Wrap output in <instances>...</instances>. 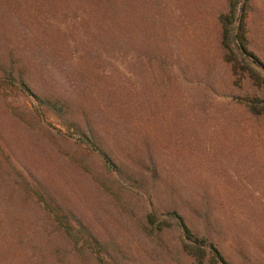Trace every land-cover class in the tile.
<instances>
[{"label":"rangeland","instance_id":"1","mask_svg":"<svg viewBox=\"0 0 264 264\" xmlns=\"http://www.w3.org/2000/svg\"><path fill=\"white\" fill-rule=\"evenodd\" d=\"M229 2L0 0V66L61 105L41 114L0 87V264H96L24 179L112 264H199L171 211L228 264H264V84L245 71L264 78V0H235L230 35L241 26L257 64L237 74L219 45Z\"/></svg>","mask_w":264,"mask_h":264},{"label":"trees","instance_id":"2","mask_svg":"<svg viewBox=\"0 0 264 264\" xmlns=\"http://www.w3.org/2000/svg\"><path fill=\"white\" fill-rule=\"evenodd\" d=\"M234 10L235 0H230L228 4V12L219 16L221 28L219 45L223 51L224 60L228 62L233 74H237V67L238 70L243 69L238 66V64H247L245 57L254 65L256 62L245 48L244 36L241 26L237 28V31L234 32L232 37L230 35V26L234 21ZM245 71H248L250 74L251 72L255 73V76L261 79L264 84V78H262L263 76L254 72L250 65L247 64ZM0 87H2L4 90L14 92L15 95L31 98L35 101L36 109L39 110L41 114H43V112L46 110H50L54 115L60 114L61 112L59 100L45 99L33 94L26 83L19 76L12 75L11 68L5 69L0 66ZM257 103L258 101L254 100L253 98L246 101V106L251 113L258 114L261 111L260 108H262L264 104H261L262 106H258ZM36 109L35 112H37ZM67 133H69V136L76 135L79 140L88 145L91 150H93L100 158L106 168L110 170L115 169L113 162L110 160L106 152L91 139L87 138L81 133ZM22 185L26 192L35 199L40 207H42L44 213L48 216L49 221H51V223L56 226L63 236L67 239L72 238L74 247H81L84 244L87 247L91 246V248L94 250L96 264H112L101 255V250L98 248V243L95 238L70 212L63 210L48 194H46L40 187L36 186V184L29 182V180L24 179ZM168 216L171 220H173L175 228L179 231L183 238L182 247L188 254L195 258L197 263L200 264L203 261H206L208 264H228L220 252L211 243H208L203 238H197L187 228L178 214H176L174 211H171L167 213V217ZM147 218L149 224L156 225L157 230L160 229V224H163L162 220L159 224H156L157 218H155L153 215H148Z\"/></svg>","mask_w":264,"mask_h":264}]
</instances>
